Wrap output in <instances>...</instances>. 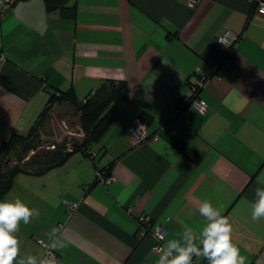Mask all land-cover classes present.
<instances>
[{
    "label": "crops",
    "instance_id": "1",
    "mask_svg": "<svg viewBox=\"0 0 264 264\" xmlns=\"http://www.w3.org/2000/svg\"><path fill=\"white\" fill-rule=\"evenodd\" d=\"M227 30L241 33L229 52L218 41ZM106 80H124L129 102L95 158L78 151L18 173L0 197L40 213L20 223L14 264L45 257L53 229L65 244L52 249L56 264H156L136 214L161 224L164 242L182 241L184 225L198 235L206 224L204 200L229 219L245 264H264V219L251 217L264 187V14L252 0H15L0 19V144L26 133L52 92L73 88L80 100ZM108 168L111 179L96 180Z\"/></svg>",
    "mask_w": 264,
    "mask_h": 264
},
{
    "label": "trees",
    "instance_id": "2",
    "mask_svg": "<svg viewBox=\"0 0 264 264\" xmlns=\"http://www.w3.org/2000/svg\"><path fill=\"white\" fill-rule=\"evenodd\" d=\"M47 2L49 7L58 5V0H47ZM62 101L76 106L85 132L82 141L70 146L65 141L43 142L38 131L39 124L52 104ZM128 102L129 96L124 80L102 81L80 100L76 97L73 88L52 92L29 130L26 133L13 132L0 144V197L10 189L18 173L43 174L62 164L78 151L94 159L97 155L94 146ZM139 117L144 123H149L152 119V116L145 111H142ZM17 150L19 154L11 162L9 157ZM108 171L109 168L105 170V176H109Z\"/></svg>",
    "mask_w": 264,
    "mask_h": 264
},
{
    "label": "clouds",
    "instance_id": "3",
    "mask_svg": "<svg viewBox=\"0 0 264 264\" xmlns=\"http://www.w3.org/2000/svg\"><path fill=\"white\" fill-rule=\"evenodd\" d=\"M264 184V181H261ZM255 201L251 204L253 220L264 219V187L255 189ZM199 214L206 224L198 235L191 227L183 226V238L168 239L158 247L156 264H193V257H203L209 264H245L246 257L232 240V225L222 215L221 209L214 207L208 200L200 203ZM39 210L30 208L20 198L0 201V264H14L20 256V241L17 237L20 223L29 224L39 217ZM58 229L50 234L51 248H63L65 244L57 236ZM179 235V233L177 234ZM19 264H56L54 256L37 259L28 255Z\"/></svg>",
    "mask_w": 264,
    "mask_h": 264
},
{
    "label": "built area",
    "instance_id": "4",
    "mask_svg": "<svg viewBox=\"0 0 264 264\" xmlns=\"http://www.w3.org/2000/svg\"><path fill=\"white\" fill-rule=\"evenodd\" d=\"M254 3L255 9L261 13L264 14V0H252ZM15 3V0H0V19L3 18L8 10L13 6ZM197 3V0H188V5L190 7H194ZM241 33L233 31V30H227L222 35L218 37V41L223 44L227 52H229L236 41L239 39ZM206 81V77L201 76L197 79L195 84L192 87V95L195 94V92L203 86L204 82ZM194 105L197 109L200 111H204L207 109V104L201 100H195ZM131 135L135 139H142L146 136L145 130L143 128V125L140 123L139 119L135 118L133 120V123L130 127ZM95 155V154H92ZM96 177L98 180H103L105 182H108V180L111 179L110 176H105L102 172H97ZM71 206H74V204L71 203ZM136 218L139 223V228H142V231H140V234L143 235L146 231H150L154 236V244L152 245V251L158 254L157 248L162 246L165 242V230L161 224H151L150 218L145 214H136ZM40 244H42L46 248L45 256H48L51 254L55 257V253L52 250L50 244L40 241Z\"/></svg>",
    "mask_w": 264,
    "mask_h": 264
},
{
    "label": "rangeland",
    "instance_id": "5",
    "mask_svg": "<svg viewBox=\"0 0 264 264\" xmlns=\"http://www.w3.org/2000/svg\"><path fill=\"white\" fill-rule=\"evenodd\" d=\"M38 131L43 142L65 141L70 146L82 141L85 132L80 122V113L70 102H54L39 124ZM19 154L15 151L10 155L12 162Z\"/></svg>",
    "mask_w": 264,
    "mask_h": 264
}]
</instances>
